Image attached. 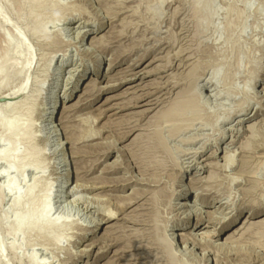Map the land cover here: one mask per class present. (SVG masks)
I'll return each mask as SVG.
<instances>
[{
	"label": "rangeland",
	"instance_id": "rangeland-1",
	"mask_svg": "<svg viewBox=\"0 0 264 264\" xmlns=\"http://www.w3.org/2000/svg\"><path fill=\"white\" fill-rule=\"evenodd\" d=\"M201 2L0 0V120L25 127L12 147L0 127V264H264V0H214L209 20ZM97 60L111 71L60 120L76 167L62 186L42 108ZM134 65L152 106L128 110ZM107 100L125 111L104 114ZM26 209L49 223L16 233ZM187 223L193 236L169 242Z\"/></svg>",
	"mask_w": 264,
	"mask_h": 264
},
{
	"label": "bare ground",
	"instance_id": "bare-ground-1",
	"mask_svg": "<svg viewBox=\"0 0 264 264\" xmlns=\"http://www.w3.org/2000/svg\"><path fill=\"white\" fill-rule=\"evenodd\" d=\"M199 1V0H198ZM205 2V1H204ZM204 2L202 3V8L200 9L201 13L205 16V19H210L212 16H213V13L210 9V7L212 6V3L214 2V0H207V2L204 4ZM200 3V4H201ZM197 4V3H196ZM197 9V8H196ZM199 9H197L198 11ZM214 12V10H213ZM200 16V15H199ZM201 18V17H199ZM201 19H199L200 21ZM207 21V20H206ZM199 25V24H198ZM202 25H205V24H202ZM201 25V26H202ZM102 25L99 26V28H101ZM204 27V26H203ZM202 27V28H203ZM201 28V27H200ZM88 32V31H87ZM96 33L94 31V29H92V31H89V35L93 36V34ZM85 34L86 32L79 38V44L80 46L82 47V43L84 41V37H85ZM90 36V37H91ZM90 37L88 39H90ZM94 39L91 41L93 42ZM11 49V48H10ZM104 49V48H103ZM102 50V49H101ZM9 53V52H8ZM10 54H11V51H10ZM83 54L85 56H88L89 53H88V50H83ZM7 57V56H6ZM4 58V57H3ZM11 59V58H10ZM6 60V59H5ZM10 61V60H9ZM8 61V63H9ZM11 62V61H10ZM94 62V61H93ZM108 61L106 60V63ZM16 63V62H15ZM99 61H95V65H94V68H93V74L92 76L90 75L89 77L86 78L85 75H79L78 77H75L73 79L70 80V83L67 84L69 86V88L67 89L66 93H65V97H62V98H52L51 101H49L47 104H45L43 106V111H42V118L45 120L42 121V124H44L43 128L45 129V131L47 132V135L48 137H50V139H55V141H57V148L55 150V155L57 157V167L54 168L56 174L57 175V178L55 179V183H59L61 184L62 186H66L68 185L69 181L73 179L74 175H75V172H76V167H75V164L73 163V161L71 160L70 156H69V152L71 151L70 148L68 147L69 144L66 143L64 144L63 143V139L60 140L59 142V139L60 137H62V132H61V129H60V120L62 118V116L64 115L65 113V110L67 107L70 106V103L71 101L73 100L72 99V95L74 94L75 96L77 95H81L83 91H85L88 87H89V84H87V82L89 80H94V76H98L97 80H101L106 74H108L110 71H111V66L110 64H107L106 66V63H103V68L101 69V71H99ZM12 65V64H10ZM6 67V66H5ZM4 68V67H3ZM7 68V67H6ZM139 67H136V65H134L133 67H131L129 70L127 69L125 71V75L123 73V76L120 78V84L119 86H125V85H128L129 87L126 88L127 90L125 92H123L122 94H126L128 92H130V94L128 93V95H133L134 96V104L133 106L127 108L128 110L130 109H137V108H148V107H151L152 106V103L151 101H148V98H145V96H148V94H145L142 93V94H139L141 93L142 91H144V85L141 83L140 85V82L139 84H136L137 81H140L142 80L144 77H146L147 73L143 70H138ZM144 71V72H143ZM3 74V72H2ZM6 74V73H5ZM19 74V73H18ZM4 75V74H3ZM2 75V76H3ZM8 76V75H7ZM5 76V77H7ZM8 78V77H7ZM52 79V78H51ZM53 80V79H52ZM9 81V80H7ZM213 80H211L212 82ZM6 80L4 81L3 77L1 78V82H0V89L1 88H5V83ZM111 82V81H110ZM96 83V82H95ZM118 84V83H117ZM118 86V87H119ZM107 87L108 86H105L103 87V89L107 90ZM112 87V85H111ZM111 87H108V89H110ZM97 88V87H96ZM115 88V87H114ZM102 90V88H101ZM99 91V89H98ZM139 94V95H138ZM121 95V94H120ZM118 97V96H117ZM144 97V98H143ZM114 98V97H113ZM115 99V98H114ZM112 99V100H114ZM112 100H107L106 104L104 105L105 107V110H104V114H108L109 112H112V111H115V110H120L121 112L122 111H125V109H122L121 107L120 108H113L112 106L113 105H110L111 101ZM44 104V103H43ZM41 107H42V104H41ZM119 111V112H120ZM151 111V110H150ZM147 112V111H145ZM17 113V112H16ZM141 113V112H140ZM119 113H115L113 114L112 116H117ZM16 115V114H15ZM65 116V115H64ZM26 125V123H25ZM0 127H3L5 128V136H4V142H5V147L6 146H10L12 147L16 141L17 138H19L20 136V133L22 131L25 130V127L20 123V120L17 116H12L9 120H0ZM41 127V126H40ZM39 128V127H38ZM134 129V127H133ZM132 130V129H131ZM40 131V129H39ZM44 131V130H43ZM44 131V132H45ZM45 132V134H46ZM132 131L129 130V132L127 133V135H129V133H131ZM133 133V132H132ZM44 135V134H43ZM131 135V134H130ZM125 138V137H124ZM44 139V138H43ZM49 138H45V141L47 142ZM79 142V141H78ZM72 149V148H71ZM107 152V151H106ZM226 157V156H225ZM4 159L3 157L1 158V160ZM230 159V158H229ZM228 157L226 158V164L228 165ZM7 163L10 167V169H14L16 168L17 166V163H16V157L14 155L13 158L11 159H8L7 160ZM56 165V164H55ZM231 165V164H230ZM229 167V166H228ZM30 170V169H28ZM28 170L26 172H28ZM55 187L57 188V186L55 185ZM78 187V186H77ZM15 188V184L13 183V181L9 182L8 184V191L11 192L13 191ZM5 190V189H4ZM61 190V189H60ZM7 192V191H6ZM62 193V192H61ZM57 196V195H56ZM67 194L65 193L64 195V198H67ZM31 194L30 193H27L23 198H20L19 200H15L14 201V206L15 207H23L24 206V203L25 202H28L31 200ZM56 199H59V197L57 196ZM62 199V198H61ZM55 200V199H54ZM186 209V206L185 204H182L180 207H179V210H184ZM186 212V211H185ZM17 215V214H16ZM199 218V217H198ZM196 218V219H198ZM106 221L104 222L103 220V223L100 224V225H105L107 223H109L110 221H112L110 218H107L105 219ZM199 220V219H198ZM200 220L202 221V219L200 218ZM236 219L232 220L230 223L226 224L224 227H223V230H221L219 233H214L213 236L215 238H218V237H221L222 235L226 234L228 235V239L225 240L224 244H222L221 246H228V241H229V237L231 235H229V233L233 235L235 234L238 230L240 231L241 228H238V225L235 224V221ZM197 221V220H196ZM242 221V220H241ZM49 223V220H48V211L45 209V210H42L39 214H35L34 211L32 209H26L21 215H17L14 220H13V225H14V229H15V232L18 233V232H22L24 230V228L28 225H30V228H36V227H39V226H42V225H46ZM243 223V222H242ZM241 223V224H242ZM99 224H97L94 228L98 227ZM54 227H57L54 225ZM193 227V226H192ZM192 227L188 226V223H187V226L185 225L181 230H179L178 232H175V233H172L170 234L169 236V242H172L174 237L176 236L177 239L178 237H180L179 239H183L185 237H188L190 236L191 238V232H192ZM198 227V226H197ZM196 227V228H197ZM238 228V229H236ZM243 230V228H242ZM93 231V230H92ZM115 232V231H114ZM226 232V233H224ZM93 233V232H92ZM91 233V234H92ZM228 233V234H227ZM209 234V233H207ZM210 235V234H209ZM193 236V235H192ZM202 236V235H201ZM200 236V237H201ZM193 239H195L194 237H192ZM192 239V240H193ZM202 240V239H201ZM188 241V240H187ZM185 242H183V248H186L185 245H184ZM92 247V246H91ZM198 260L203 262L204 264H206L207 260L204 259V256L200 255L197 256Z\"/></svg>",
	"mask_w": 264,
	"mask_h": 264
}]
</instances>
